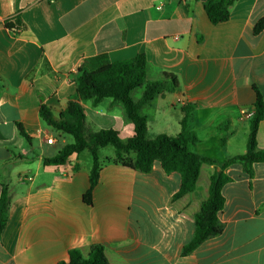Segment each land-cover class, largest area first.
Masks as SVG:
<instances>
[{
    "label": "crops",
    "instance_id": "1",
    "mask_svg": "<svg viewBox=\"0 0 264 264\" xmlns=\"http://www.w3.org/2000/svg\"><path fill=\"white\" fill-rule=\"evenodd\" d=\"M204 1L0 0V193L5 184L10 195L0 264H57L72 249L86 255L92 244L104 246L109 264H264V163H254L251 175L240 164L225 169L221 232L185 256L218 167L202 164L194 191L174 199L177 172L166 173L156 161L150 172L138 173L107 161L114 153L101 155L106 147L98 151L90 193L89 152L65 165L43 164L70 142L43 123L39 107L58 115L75 93L78 68L101 55L116 62L141 54L149 82H170L163 74L176 79L174 91L140 110L147 139L178 134L190 109L186 128L197 139L191 151L218 163L246 152L250 118L242 112L253 114L254 88L264 100V30L254 33L264 0H236L227 21L216 25ZM136 89L134 101L144 88ZM82 106L90 131L134 135L120 102ZM256 143L264 150V119Z\"/></svg>",
    "mask_w": 264,
    "mask_h": 264
},
{
    "label": "trees",
    "instance_id": "2",
    "mask_svg": "<svg viewBox=\"0 0 264 264\" xmlns=\"http://www.w3.org/2000/svg\"><path fill=\"white\" fill-rule=\"evenodd\" d=\"M236 0H205L203 8L213 24L227 21L231 6ZM5 27L10 30L20 28L6 22ZM264 30V19L259 20L254 33L258 34ZM88 68L83 66L77 70L76 90L70 97L64 108L58 115H54L51 108L46 105L39 107V117L51 129L66 134L72 138V142L65 144L57 155L44 158L45 166H61L70 162L73 155L88 151L91 155V168L89 171L88 193L92 191L98 181L100 158L98 151L107 146L112 147L114 156L111 161L132 168L134 171L146 174L151 171L153 164L158 161L161 168L170 173L175 171L180 176V187L173 196L178 199L185 194L194 191L202 164L218 167L210 177L208 197L201 203L198 212L194 216V234L191 240L182 248L181 255L185 256L195 250L205 240L217 236L221 232V224L218 213L224 205L221 190L224 184L230 181L225 169L233 164H240L245 172L252 174L254 163H264V150L257 149L256 135L259 122L264 119V100L255 89L254 112L250 117L249 132L246 143V152L235 155L218 163L213 159L199 155L189 149V144L197 141L195 135L186 128L187 117L190 109L184 110L180 120V131L174 136L159 134L153 139L146 138L147 121L140 110L143 105L148 104L154 97L163 92H171L176 89V79L163 74L164 79L170 82L154 81L146 79V63L143 55L110 62L106 56H96L89 61ZM42 65H46L45 58ZM143 87V92L134 101L131 92ZM110 98L121 103L124 118L133 124L134 135L127 139H121L119 133L112 129L90 131L86 126V117L82 102H89L92 106L98 105L103 99ZM19 134L28 140V136L18 126ZM78 165L73 166L77 170ZM10 203V195L7 185H3L0 193V235L7 221V213ZM57 264H109L104 253V246L92 244L86 255L80 249L69 251L68 260Z\"/></svg>",
    "mask_w": 264,
    "mask_h": 264
},
{
    "label": "rangeland",
    "instance_id": "3",
    "mask_svg": "<svg viewBox=\"0 0 264 264\" xmlns=\"http://www.w3.org/2000/svg\"><path fill=\"white\" fill-rule=\"evenodd\" d=\"M138 92H139L138 89L134 90L133 96H136ZM66 138H67V141H68V142H72V138H71L70 136L66 135ZM214 149H215V148H214ZM112 151H113L112 147L107 146L105 149H103V150L101 151V155H108V154L112 153ZM83 154H86V156L89 157V153H88V151H84ZM82 156H83V155H82ZM136 214H137V212L135 213V215H136Z\"/></svg>",
    "mask_w": 264,
    "mask_h": 264
},
{
    "label": "built area",
    "instance_id": "4",
    "mask_svg": "<svg viewBox=\"0 0 264 264\" xmlns=\"http://www.w3.org/2000/svg\"><path fill=\"white\" fill-rule=\"evenodd\" d=\"M180 2H184L185 0H179ZM243 115L246 117V118H250L252 116V113H249V112H242ZM47 143H52L53 142V139L52 138H47L46 139Z\"/></svg>",
    "mask_w": 264,
    "mask_h": 264
}]
</instances>
